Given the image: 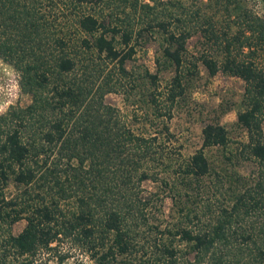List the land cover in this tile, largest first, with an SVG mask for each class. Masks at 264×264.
I'll list each match as a JSON object with an SVG mask.
<instances>
[{"label":"trees","instance_id":"trees-1","mask_svg":"<svg viewBox=\"0 0 264 264\" xmlns=\"http://www.w3.org/2000/svg\"><path fill=\"white\" fill-rule=\"evenodd\" d=\"M111 2L0 0V57L17 70L19 87L30 96L26 104L9 105L0 113V189L8 179L19 186V193L9 198L0 192V264H46L42 256L52 252L60 261L72 246L90 250L97 264H109L108 256L133 249L132 230L146 220L143 210L150 197L141 195V182L158 181L172 191V198L188 196L185 189L209 173L203 148L228 140L221 123L207 122L201 127L200 146L183 157L164 122L153 132H136L104 101L105 92L128 78L125 62L134 52L133 34L140 33L134 17L124 8L118 16L119 6ZM172 3L165 0V10L176 5ZM139 6L146 14L154 7L148 2ZM182 7L179 3L165 18L152 15L146 20L165 32L162 57L173 70L162 90L156 74L144 72L152 85L147 102L162 118L170 116V106L183 91L184 71L192 73L196 65L185 66V41L194 30ZM233 7L238 26L232 33L219 36L208 20L202 27L205 40L221 46L222 58L200 53L196 59L209 75L220 70L243 80L236 111L246 132L242 148L263 164L264 64L255 57L264 54V20L238 2ZM263 193L264 174L221 207L212 227L192 230L179 220L172 231L165 226V233L189 241L203 254L224 237V225L241 209L264 212ZM69 197H74L76 209L66 216L61 202ZM179 215L189 218L187 210ZM21 217L26 222L14 234L11 224ZM105 239L110 244L102 250ZM61 242L68 246L55 252ZM154 246L160 254L146 264H175L171 242L159 239ZM254 248L249 264H264V239Z\"/></svg>","mask_w":264,"mask_h":264},{"label":"rangeland","instance_id":"rangeland-1","mask_svg":"<svg viewBox=\"0 0 264 264\" xmlns=\"http://www.w3.org/2000/svg\"><path fill=\"white\" fill-rule=\"evenodd\" d=\"M111 1L112 5L119 6L118 16L123 15L120 9L124 8L134 17L140 33L133 34L131 43L134 52L125 62L128 78L122 81L118 89L105 92L104 101L114 106L136 132H153L164 122L173 134L172 144L183 157L200 146L201 127L207 122L221 123L227 131L228 140L224 145L203 148L209 163V173L198 184L185 189L188 196L181 193L172 198V191L158 181L145 179L141 182V195L150 197V203L143 210L146 220L137 222L132 230L133 249L125 254L108 256L109 264H146L148 259L160 254V250L154 246L159 239L164 243L171 242L176 248L175 264H249L256 251L255 243L264 239V230L261 229L264 228V212L261 209H241L224 225V237L217 238L203 254L196 253L189 241L168 236L165 226L172 231L174 223L180 220L192 230L212 227L221 207L228 206L236 192L252 187L264 174V163H258L242 148L246 132L236 120V111L240 108L243 80L220 70L209 75L200 60L196 59L200 53L210 54L217 61L223 56L219 43L209 44L203 36L202 27L207 20L219 36L224 32L230 34L238 26L234 4L238 2L242 9L264 20V0H170L172 4L181 3L185 16L191 19L194 31L185 41V66L192 68L191 62L196 65L192 73L184 71L183 91L170 106V116L165 118L154 115L152 106L147 102L152 85L144 72L155 73L158 89L162 90L164 86L166 88L173 70L162 57V48L166 44L165 32L155 25H148L146 20L152 15L165 18V12L169 9L175 11L176 5L165 10V0H128L123 7L120 5L122 0ZM141 2H148L154 7L146 14L139 6ZM104 10H107L106 7ZM255 58L264 64V54L259 53ZM18 78L17 70L0 57V113L9 105H24L30 100L29 94L20 89ZM167 106L168 103H165V108ZM262 129L264 133V120ZM180 188L184 191L183 185ZM0 192L9 198L19 193V186L8 179ZM15 208L18 209V205ZM75 209L74 197L61 202V212L66 216ZM186 210L189 218L179 215V212ZM25 222L24 217L17 219L11 224V232L17 233ZM104 242L102 250L110 244V240L105 239ZM66 246L67 243L61 242L55 252L64 250ZM51 254L44 253L42 256L46 264H97L90 250L75 246L60 261L56 260L54 252Z\"/></svg>","mask_w":264,"mask_h":264}]
</instances>
